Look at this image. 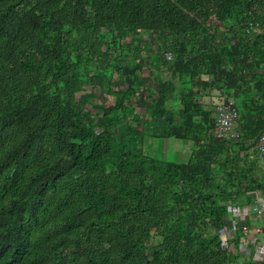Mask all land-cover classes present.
<instances>
[{
    "label": "trees",
    "instance_id": "obj_1",
    "mask_svg": "<svg viewBox=\"0 0 264 264\" xmlns=\"http://www.w3.org/2000/svg\"><path fill=\"white\" fill-rule=\"evenodd\" d=\"M263 131L264 0H0V264H252Z\"/></svg>",
    "mask_w": 264,
    "mask_h": 264
},
{
    "label": "built area",
    "instance_id": "obj_2",
    "mask_svg": "<svg viewBox=\"0 0 264 264\" xmlns=\"http://www.w3.org/2000/svg\"><path fill=\"white\" fill-rule=\"evenodd\" d=\"M255 26L248 23V28ZM213 111L215 136L226 140L238 139V110L233 101L217 103ZM254 151L257 162L264 170V131L259 135ZM242 194L241 202H228L225 206L223 227L218 231L219 247L230 256L243 255L256 264H264V243L257 242L258 234H264V188L244 191Z\"/></svg>",
    "mask_w": 264,
    "mask_h": 264
},
{
    "label": "rangeland",
    "instance_id": "obj_3",
    "mask_svg": "<svg viewBox=\"0 0 264 264\" xmlns=\"http://www.w3.org/2000/svg\"><path fill=\"white\" fill-rule=\"evenodd\" d=\"M215 100H212L211 102H214ZM175 144H171V146H169L172 150H174L175 148H176V150H179V148L181 149L182 147L181 146H178V147H176V146H174ZM183 145V144H182ZM178 152V151H177ZM168 153H171V152H168ZM178 155H181V153H178ZM182 157V156H181ZM257 223H259V220H257ZM248 224H251L250 223V221H248ZM260 224V223H259ZM258 224V225H259ZM257 242H259V243H264V234H258V236H257Z\"/></svg>",
    "mask_w": 264,
    "mask_h": 264
},
{
    "label": "crops",
    "instance_id": "obj_4",
    "mask_svg": "<svg viewBox=\"0 0 264 264\" xmlns=\"http://www.w3.org/2000/svg\"><path fill=\"white\" fill-rule=\"evenodd\" d=\"M254 153L256 154V152L254 151ZM256 158H257V155H256ZM258 163V162H257ZM259 164V163H258ZM260 165V164H259ZM260 167L262 168V166L260 165ZM262 170H263V168H262ZM263 172H264V170H263ZM226 206V205H225ZM236 256H239V257H241L243 260H246V261H249V262H251L252 264H256V263H254L251 259H249V258H247V257H245V256H243V255H236Z\"/></svg>",
    "mask_w": 264,
    "mask_h": 264
}]
</instances>
